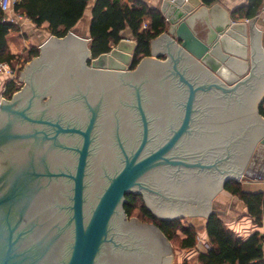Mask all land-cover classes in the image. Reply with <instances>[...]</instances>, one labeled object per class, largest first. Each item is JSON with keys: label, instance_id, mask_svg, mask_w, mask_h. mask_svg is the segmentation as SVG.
<instances>
[{"label": "water", "instance_id": "water-1", "mask_svg": "<svg viewBox=\"0 0 264 264\" xmlns=\"http://www.w3.org/2000/svg\"><path fill=\"white\" fill-rule=\"evenodd\" d=\"M218 5H211L209 12ZM159 10L168 27L151 40L152 54L134 69L135 40L121 38L110 51L92 57L90 38L68 31L63 37L51 35L42 42L39 55L23 67L26 83L10 99L0 98V122L5 117L0 127L11 131L4 141L9 164L2 166L0 176V198L8 197L0 202L4 212L0 264H111L120 260L171 264L170 241L157 225L128 218L126 194H141L147 208L161 220L187 215L208 218L210 199L227 181L240 178L256 142L264 146V117L258 110L264 99V55L260 31L253 25L261 9L249 19V33L248 23L227 14L217 21L210 19L199 35L192 27L190 0H162ZM248 34L249 72L243 77L240 73L239 77H225L222 69H233ZM159 53L166 58L161 60ZM33 71L58 79L42 95L49 99L38 111L23 104L33 89L26 74ZM141 73L148 76L150 92L145 89L143 93L154 100L152 107L159 105L154 102L167 100L172 108L177 102L179 121L163 123L162 128L156 117L146 121L143 116L141 138L132 141L92 135L98 130L113 132L98 124L96 113L79 123L52 120L63 111L53 103L67 96V101L74 102L72 92L86 88L80 77L92 76L107 83H100L98 90L103 87L107 92L108 87V92L120 93ZM89 84L92 90L95 86ZM177 93L179 97H175ZM145 113L158 115L144 107ZM16 117H23L26 123L20 125ZM116 125V132L130 130L127 124ZM60 134L68 135L67 139H59ZM159 137L163 139L159 141ZM126 146L132 148L130 154ZM118 149L123 153L120 165L100 171L103 161L112 160ZM95 158L99 167L94 179L102 180L97 194L90 184ZM66 180L71 183L64 184ZM54 211L71 215L63 234L72 236L65 246L68 253L63 255L58 252L62 248L60 233L54 234L55 224L47 223L55 221L54 217L47 219ZM50 235L56 237L51 239V247L45 246L41 239Z\"/></svg>", "mask_w": 264, "mask_h": 264}, {"label": "trees", "instance_id": "trees-1", "mask_svg": "<svg viewBox=\"0 0 264 264\" xmlns=\"http://www.w3.org/2000/svg\"><path fill=\"white\" fill-rule=\"evenodd\" d=\"M210 6L217 0H201ZM263 0H247L238 10L232 13L237 19L252 18L260 9ZM89 0H19L13 5L18 14L28 18L37 27L47 23L51 35L65 36L68 31L84 16ZM146 26L143 27V23ZM130 28L136 41L131 68L150 55V42L167 28V22L159 8L150 7L141 0H95L91 8L89 24L90 50L92 57L110 51L121 39L120 33ZM15 23L5 20L0 9V63L11 64L21 56L13 54L7 44L10 32L18 31ZM39 55V47L31 46L26 50V60ZM25 60V61H26ZM15 81H8L2 96L10 99L19 90ZM264 99L259 105V113L264 117ZM224 189L237 195L247 205L248 213L260 224L264 217V193L245 192L237 180H229ZM124 210L128 217L134 213L142 221L157 225L168 240L177 242L182 249H192L196 245L197 229L191 224L183 223V217L171 220L157 218L145 205L140 194H126ZM205 229L209 247L197 255L198 264H264L262 242L264 235L254 232L246 238L231 231L214 212L206 218Z\"/></svg>", "mask_w": 264, "mask_h": 264}, {"label": "flooded vegetation", "instance_id": "flooded-vegetation-1", "mask_svg": "<svg viewBox=\"0 0 264 264\" xmlns=\"http://www.w3.org/2000/svg\"><path fill=\"white\" fill-rule=\"evenodd\" d=\"M159 58L165 59V55L164 56H159ZM89 64V62H88ZM134 69V68H131ZM27 76V80L29 82L32 83L33 85V89L32 91H30V93L27 95L26 100L23 101V104H25V106H31L32 108H34V110H37L39 108H45V102H47V99L45 98V96H42L44 93L48 92L49 86L51 84H53L54 82H57L58 79H56L55 77H51L50 75H46V74H42L40 71H33V72H29L28 74H26ZM106 77V76H104ZM80 80H83L84 82L87 83L86 88L84 89H80V90H76L73 93V97L75 98V100H73L74 102H69L67 101V97L65 99H62L61 101H57L55 104L56 108H60L61 110H63L62 112H58V115H56L55 117H52V120H56L57 122H66L71 120L72 122H82V121H88L92 114L96 113V120L98 121V124L101 127H104L105 124V128L106 130H113L110 131L109 133L106 132H101L98 130V132L96 131L95 133H93L92 135L97 136V137H103V138H107L110 137L112 139H116L117 137H121L124 139H131L132 141H137L138 139L141 138V131L139 127L143 122L144 117L146 118V121H149L152 118L156 117V121L161 125V127L163 128V123H169L170 121L173 120V122H177L180 120V112L179 109L180 105L176 103H174L173 101V106L171 108V105H169V102H166L167 100L162 101L161 103L158 102H154L156 104H159L158 107H152V101H149V98H146V96L144 95L143 91H145V89H147L148 92V76L144 73H141L139 75L134 76V81L132 84V86L126 85L125 87H123V90H120V93L122 94V96L120 95V93L116 92V91H112L111 93L108 92V87H107V92H103V87H101L99 90L97 89V86H100V83L102 81H96L94 77L92 76H82L80 77ZM90 82H93L94 84V88L91 90L90 88ZM102 85H106L101 83ZM128 87H130L128 89ZM22 88V87H21ZM20 88V89H21ZM19 89V90H20ZM130 90V91H129ZM129 91V92H128ZM71 93V94H72ZM150 94V93H149ZM151 95V94H150ZM42 96V98H41ZM170 96V95H169ZM167 96V97H169ZM180 93H177V95H175V97H179ZM152 97V95H151ZM180 103V102H178ZM146 107L149 110H151L152 112H156L158 113V115L156 116H152L150 117V115L148 116V114H142L143 113V108ZM38 111V110H37ZM66 111V112H65ZM69 112V113H67ZM142 112V113H141ZM146 112V111H145ZM144 116V117H143ZM4 118L1 120V124H4ZM16 119H18V123L20 125H24L26 123V121H24L23 117H16ZM4 120V121H3ZM176 120V121H174ZM6 123V122H5ZM28 123V122H27ZM117 123H121V124H127V127L130 129L128 132H116V130H114L115 127H117ZM135 123L138 125L137 126H133L132 124ZM30 124V123H29ZM120 125V124H118ZM110 128V129H109ZM8 133H11V131L4 129V127H0V155L2 157H4L3 159L0 158V176H2L3 174L2 172V166L7 167L9 162H8V154L7 152V148H6V142L4 143V141L6 140ZM195 134V133H194ZM153 134H151L152 136ZM68 135H63L60 134V138L59 139H67ZM76 138H79V135H75ZM161 138V137H159ZM163 138L159 139V141H161ZM158 141V142H159ZM4 143V144H3ZM182 143V141L180 142ZM132 148H130L129 146H126L125 151L126 153L130 154ZM117 153L114 152L113 156L114 158L111 160H109L107 163H104L103 161V165H100V167L98 166V161H94V166L92 167V174H93V180L90 182L91 187L93 186V188H95L94 192L95 194H97V192L99 191L101 185H102V180L101 181H97L95 180V174L94 170L99 167L100 171H102L103 169H114L116 168V166L120 165L117 164L119 162H121V156H123L120 152V150H116ZM93 155L97 156V149L94 148L93 149ZM94 158H90V164L91 162H93ZM97 163V165H96ZM63 166H66L67 163L66 162H62ZM110 165V166H109ZM59 166V165H58ZM61 166V165H60ZM149 177V176H148ZM147 177V178H148ZM149 182V179H147ZM71 183L70 180H66V182L64 181L63 183L68 184ZM3 183V182H1ZM96 185V187H95ZM65 190L61 191L60 193L63 194ZM68 191V190H67ZM134 194V193H133ZM141 195V194H140ZM142 199L143 196L141 195ZM6 198H8L7 196H4V198H0V202L2 201H6ZM91 198V197H90ZM144 201V199H143ZM146 205V204H145ZM1 206V205H0ZM147 207V206H146ZM63 210V207H62ZM3 210L0 208V225L3 224L2 218L4 216L3 214ZM50 215L47 214L48 218L47 219H51L54 217L55 221H47V223L51 226L55 224V230H54V234H59L57 237L59 238V243L62 246V248H58V252L62 251V255L68 253L69 247H65L67 244H69L70 242V237L72 236V234H63L64 232V228L66 225L67 220H69L70 218V213L66 214L65 211H54L52 213H49ZM14 217H18V214L16 212H13ZM129 218V217H128ZM42 236V235H40ZM56 236L54 235H50V236H45L44 239H41L45 244V246L49 243H51L50 241L53 240L51 239H55ZM56 238V240L58 239ZM50 239V240H49ZM56 242V241H55ZM49 246L51 247V245L49 244ZM36 248V246L34 247V249ZM34 251V250H33ZM121 255V254H119ZM37 257H40V252H38L36 254ZM124 258H127L128 256H124L122 255ZM128 260H120L118 263L113 261L111 264H128L127 262Z\"/></svg>", "mask_w": 264, "mask_h": 264}, {"label": "crops", "instance_id": "crops-1", "mask_svg": "<svg viewBox=\"0 0 264 264\" xmlns=\"http://www.w3.org/2000/svg\"><path fill=\"white\" fill-rule=\"evenodd\" d=\"M95 0H89V4L87 9L85 10L84 16L77 22L75 26H80L82 30H87L88 34L85 37L89 36V24L91 19V8L93 6ZM124 3H130V0H121ZM144 3H146L150 7L160 8V5L162 3V0H141ZM193 7V16H194V22L192 23L193 29L196 31V33L201 34L202 27H206L207 22L210 24V19L216 20L219 17L226 16L227 14L231 15L233 20L235 21H243L248 23V33H249V19L251 18H244V19H237L235 18L232 13L238 10L242 5L247 3V0H217L214 4H219L216 6L213 10V13H210L208 8L211 6L204 5L202 1L198 3L196 0H190ZM212 4V5H214ZM259 13L264 10V0L260 6ZM256 16L255 20L253 21L254 27L260 31V37L259 42L260 46L262 48V52L264 55V17L259 14ZM17 12L14 11L13 7L12 9L6 13V17L11 18L15 17ZM212 14V15H211ZM195 16H198L197 18ZM213 16V17H212ZM254 16V17H255ZM253 18V17H252ZM18 26V31H13L8 34L7 37V44L13 54H20L24 48L28 47V45H25V43H21V40H23V37L20 36L22 34L26 35V31L24 26H27L28 32L32 31L33 25L36 26L34 23H32L29 19L24 20H18L15 22ZM42 25H45L47 27V23H44ZM168 25V24H167ZM74 26V27H75ZM168 27V26H167ZM48 29V28H47ZM38 32H35L33 35L36 37V39L40 40L38 45H40L42 42H44L49 36H51L50 33L46 35L47 37L43 39V34ZM121 38H124L128 41H134L132 31L130 28L126 27L121 33ZM89 38V37H88ZM37 41V40H36ZM34 41V42H36ZM33 44V43H32ZM37 45V44H34ZM21 46V47H20ZM20 47V49H19ZM150 54H152V47L150 42ZM160 56H163V54L159 53ZM239 60L233 65V69L230 71L232 76H238V73H240L241 77L246 75L250 70L251 65V53H250V34H248V40L247 45L245 46L244 50L239 51ZM246 63V64H245ZM245 66H244V65ZM239 77V76H238ZM264 106V104H263ZM262 148H260L259 158L252 159L253 165L252 167H249L253 170H264V162L261 161V158L264 156V146L261 145ZM242 189L245 192H251V193H264V179L260 180H244L241 181ZM211 211L216 213L224 222V224L234 233H236L238 236H241L242 238H246L249 235H251L254 232H259L260 234L264 235V217H262L260 224H257L254 221V218L248 213V208L246 203L239 198L237 195H234L230 193L229 191L225 190L224 188L220 189L211 199ZM195 217V220L190 221L191 224H193L196 228H199L201 235L203 234V238H201L202 243H208V236L205 229L206 224V217L203 215H192ZM198 230V229H197ZM202 237V236H201ZM209 247V243L207 245V248ZM206 248V250H207ZM262 248H263V242H262ZM206 250H202L200 252H205ZM199 252V253H200Z\"/></svg>", "mask_w": 264, "mask_h": 264}, {"label": "rangeland", "instance_id": "rangeland-1", "mask_svg": "<svg viewBox=\"0 0 264 264\" xmlns=\"http://www.w3.org/2000/svg\"><path fill=\"white\" fill-rule=\"evenodd\" d=\"M24 28L26 31V35L25 34L20 35L23 37V40H21V43L22 44L25 43V45H28V47L24 48V50H22V52L20 54H16L18 56H21L20 59H15L12 61L11 64H8L10 72L5 71V70L0 71V98L7 99L6 97L2 96V92L4 91L5 85L8 81H15L16 85L19 86L20 88L26 83L24 80L25 73L23 71V67L25 66V64H27L31 60V59L28 61L26 60V57H27L26 56V50L28 48H30L31 46H39L38 43L40 42V40L36 39V37H34L33 34L35 32H38L39 33V34H37V36H38L41 33V34H43V36H44L43 39H44L47 37L46 35H48V33H49V30L47 29V27L45 25H41L39 27L33 25L32 31H30V32H28L29 30H28L27 26H24ZM71 31H73L76 35L81 36V37H85L88 34L87 30H85V29L82 30L80 28V26L79 27L78 26L73 27L71 29ZM34 41H36V42H34ZM34 44H37V45H34ZM20 47H19V49H20ZM20 71H22V73H23L22 79H19ZM17 91H19V90H17ZM46 99H49V98L46 97ZM253 148H254V150H253L250 158L248 159V161L244 167V170L251 169L249 167L254 166L252 164L253 163L252 159L259 158V153H261L260 148H262L261 144L259 142H256ZM261 161L264 162V156H263V158H261ZM259 173L264 175V170L260 169ZM246 180H250V179L247 178ZM132 217L137 218L139 221H141L136 216V213H134ZM129 218H131V217H129ZM183 218L184 219L182 221L185 224H188V223H190V221L195 220V217H193L192 215H187L186 217H183ZM196 229H198L197 230V240H196L195 247H193L192 249H182L179 247L177 242H174V243L170 242L171 247H172V252H173V260H172L171 264H198L197 255L200 251L206 250L208 243L205 244V243L201 242V238H203V234L201 235L199 228H196Z\"/></svg>", "mask_w": 264, "mask_h": 264}, {"label": "built area", "instance_id": "built-area-1", "mask_svg": "<svg viewBox=\"0 0 264 264\" xmlns=\"http://www.w3.org/2000/svg\"><path fill=\"white\" fill-rule=\"evenodd\" d=\"M16 1H19V0H0V9L4 12L5 20L8 22L15 23L19 19L20 20L28 19L25 16L18 14V13L16 14L15 17H11V18L6 17V13L12 9ZM259 14H261L264 17V10H262ZM145 26H146V23L144 22L143 27ZM1 70L10 72L8 63L6 62L0 63V71ZM247 178L252 179V180H260V179H264V175L260 174L259 170L247 169L242 172L240 178H237V181L241 182L243 180H246ZM262 256L264 259V241H263V248H262Z\"/></svg>", "mask_w": 264, "mask_h": 264}, {"label": "bare ground", "instance_id": "bare-ground-1", "mask_svg": "<svg viewBox=\"0 0 264 264\" xmlns=\"http://www.w3.org/2000/svg\"><path fill=\"white\" fill-rule=\"evenodd\" d=\"M195 17L197 18L198 16H195ZM221 18H223V16H222V17H219L218 20L221 19ZM243 65H244V64H243ZM244 66H245V65H244ZM230 71H231V70H229V69H227V68H223L221 73H222L225 77H228V78H229V77L232 76L231 73H230Z\"/></svg>", "mask_w": 264, "mask_h": 264}]
</instances>
